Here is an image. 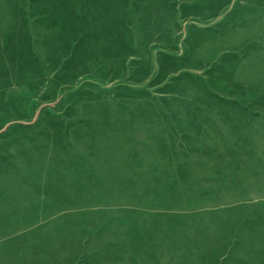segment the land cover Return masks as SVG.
I'll return each mask as SVG.
<instances>
[{
    "label": "rangeland",
    "instance_id": "rangeland-1",
    "mask_svg": "<svg viewBox=\"0 0 264 264\" xmlns=\"http://www.w3.org/2000/svg\"><path fill=\"white\" fill-rule=\"evenodd\" d=\"M259 5L0 0V264H264V69L231 97L179 69L190 38L263 68L222 32ZM203 96L255 117L172 122Z\"/></svg>",
    "mask_w": 264,
    "mask_h": 264
},
{
    "label": "crops",
    "instance_id": "crops-1",
    "mask_svg": "<svg viewBox=\"0 0 264 264\" xmlns=\"http://www.w3.org/2000/svg\"><path fill=\"white\" fill-rule=\"evenodd\" d=\"M257 3H261L264 5V0H246V4L248 5ZM234 17L235 19H237L235 26L231 24ZM227 23L228 25L225 27V29H223L222 32H231L236 34L237 37H239L238 42L232 44L242 46L249 39L256 40L257 35H259V33L261 35L259 43L261 41L264 42V6L259 5L257 7L252 8L251 11L243 10L240 14L237 15L236 13H234L229 16ZM249 35H251L252 38L244 39ZM211 44L213 46L217 45L215 41H213ZM204 48L205 47L202 46V42L199 40H193L192 38L186 40L183 47L185 54L184 56H182V58L179 59V61H183L180 64L179 69L185 71L195 70L198 72L206 69L205 74L202 75V80L205 82L207 95L212 94L231 97L230 92L228 94L226 92H228L229 90L230 82L234 81L236 76L238 77V79H242L244 77V80H248L252 76L255 81V78H260L261 70L264 69V67L262 68L259 63L256 64L255 62H238L235 65L224 62L210 64L221 50H218V48L214 47V50L208 52ZM191 79H193V77H191L188 73L184 74L178 81L181 84L180 90H186V83L190 85ZM198 80L200 81L201 79ZM258 81L256 80V82ZM196 94H199V92H197ZM198 98L200 99L199 101L202 104V109H198L197 111L190 110V113L188 114L173 112L174 116H196L195 119L188 117L185 119L180 118L177 121L173 118L172 122H174V124H180L183 126L184 124L193 125V123H196V125L198 124L200 126L203 125L201 123H209V125L212 126L215 130H226L229 125L237 124L238 126H243V129H246V127L250 126L249 119H247L246 117H255L256 114L255 110H247L243 108L232 110L228 108L210 107L208 106V104L204 103L206 97L203 96ZM252 123H254L253 120Z\"/></svg>",
    "mask_w": 264,
    "mask_h": 264
}]
</instances>
